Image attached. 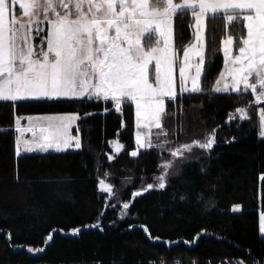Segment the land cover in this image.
I'll use <instances>...</instances> for the list:
<instances>
[{"label":"trees","instance_id":"trees-1","mask_svg":"<svg viewBox=\"0 0 264 264\" xmlns=\"http://www.w3.org/2000/svg\"><path fill=\"white\" fill-rule=\"evenodd\" d=\"M193 21L188 14L174 19L180 52L194 39ZM244 31H232L221 19L207 21L203 91L167 103L169 142L182 137L184 107L195 106L201 125L215 131L211 155L188 163L165 189L135 196L124 217L99 188V177L107 172L117 183L131 179L122 196L130 199L152 180L160 160L154 149L131 156L136 144L130 102L117 111L110 102L87 98L15 106L0 101V264H253V258L264 264V138L235 112L255 97L211 90L223 66L222 39ZM67 111L80 115L82 149L16 156L17 114ZM113 139L124 144L119 152ZM98 221L100 228L90 227ZM75 228L81 229L77 235L70 233ZM28 245L44 249L32 253Z\"/></svg>","mask_w":264,"mask_h":264},{"label":"snow or ice","instance_id":"snow-or-ice-1","mask_svg":"<svg viewBox=\"0 0 264 264\" xmlns=\"http://www.w3.org/2000/svg\"><path fill=\"white\" fill-rule=\"evenodd\" d=\"M17 9L22 15L16 14ZM185 14L194 20L195 42L182 50L181 57L173 26L174 18ZM216 19L232 31H245L239 36L226 32L223 70L211 90L250 91L255 104L264 103V0H0V101L15 106L22 101L103 99L112 101L117 111L130 102L135 106L137 129V150L131 156L136 157L139 149H164L169 144L163 124L168 115L166 99L174 101L178 88L179 94L203 91L207 21ZM235 112L240 119H249L247 107ZM78 118L77 114L29 116L22 126V118L16 116V156L22 151L82 149L81 137L71 131ZM258 126L264 138V107L259 108ZM152 128L159 130L155 143ZM25 133H31V138H25ZM113 143L119 152L123 145ZM215 144L212 133L204 142L196 140L169 151L171 157L184 159L194 146L211 150ZM173 167L174 160L164 163L157 182L143 191L165 189L168 169ZM259 179L264 181V174ZM99 184L104 192H113L111 184L104 180ZM129 207L123 204L125 210ZM90 227L100 228L99 221ZM71 231L77 235L81 229ZM259 231L264 234V211L259 215ZM253 264L260 262L253 258Z\"/></svg>","mask_w":264,"mask_h":264},{"label":"rangeland","instance_id":"rangeland-1","mask_svg":"<svg viewBox=\"0 0 264 264\" xmlns=\"http://www.w3.org/2000/svg\"><path fill=\"white\" fill-rule=\"evenodd\" d=\"M16 14L18 16L19 15H22V13L20 12L19 9H17V13ZM193 24H194V21H193ZM37 40H38V38H37ZM194 42H195V37H194V39H193V41L191 43H194ZM174 45H175V41H174ZM222 54H223V52H222ZM180 55L182 57V51L180 52ZM222 70H223V66H222L221 71ZM218 76H217V78H218ZM201 79H202V77H201ZM216 79H215V81H216ZM215 81H214V84H215ZM201 85H202V81H201ZM214 93H216V92H214ZM230 93H234V92H230ZM178 94H179V88H178ZM101 100H103V99H101ZM168 101L169 100L166 99V110H167V103H168ZM107 102H110L111 103V106L110 107H113L115 109L114 104H113L112 101H107ZM124 106H125V104H123L121 106V110H122V108ZM245 107L248 108V114H249V119L248 120L252 121L256 125V127L258 129V135H259V126H258V123H259V108L260 107H264V103H261V104H255V103H253V104L247 105ZM133 109H134V140H135V144H136L135 133H136L137 129L135 127V106L134 105H133ZM183 113H184L185 123H184V128H183V131H182V137H181V139L178 140V141H176V142H169V144L164 149H160V148H156V147L151 148V149H154V150L158 151L159 156H160V160H159V164H158V171L153 175L152 180L150 182H146L145 181L138 188L134 189L133 192H132V195H131V198L130 199H124L122 196H123V193L126 190V188L130 185V183H131L130 180L131 179H129V178H123L120 182L117 183L115 181L116 177L113 176V178H112L111 177V174H109L107 172H103L101 174V176L99 177V181L100 180H104L105 183L111 184L113 186V192L111 194L110 193H107V200L112 199L113 201L111 202V204H113L114 206L115 205H120V212H119V216L120 217H124V216L127 215L128 209L125 210L123 208V204L124 203H129L130 204L131 201L133 200V198L135 197L133 195L135 192L140 191L141 194H142V193L146 192V191H143V189L146 187L147 184H149V183L155 184L157 182L156 181V177L162 174L161 166L164 163H166L169 160H174V167L171 168V169H168V172H169V176L167 177V183H168L169 178L171 176H173L174 173L180 172L183 169V167L186 166L188 163H190V162H192L194 160H198V159H200L202 157H206V156L211 155V150L200 149L198 146H194L192 148V151L191 152H186L185 153V158L184 159H176V158L171 157L169 149L175 148V147H177V146H179L181 144H185V143L191 144V143H193V141H196V140H200L201 142H204L206 140V138H208L212 133L215 132L214 129H207V128H204L201 125L200 120H199V115H198V109L195 106H190V107L186 106V107H184ZM62 114H77L78 117H80V115L77 112H75V111H67V112H47V113H27V114H17L16 116H20L22 118L21 125L22 126H25L27 124V119L26 118L29 117V116L37 117V116L62 115ZM234 115H236V113ZM168 118L169 117L167 115L165 117L164 121H163L164 127L166 129H167V121H168ZM78 120H79V118H78ZM78 120L73 124V127H72V130L71 131H72V134L73 135H79L81 137L80 128L78 126ZM13 128L15 130V123H14ZM141 131L142 132H146L148 130L142 128ZM158 131L159 130L158 129H155V128H152L151 129V133L153 134L152 139H153V142L154 143L156 142L155 133H157ZM17 135H18V133L15 131V137ZM31 136H32L31 133H25V138H31ZM162 140H163V138L161 137V141ZM81 141H82V138H81ZM114 141H118L121 145L124 146V144L122 142H120L118 139H113L111 141V146L112 147H115V145L113 143ZM70 150H75V149H69L67 151H70ZM136 150H137V144H136L135 151ZM50 152H55V151L54 150H49V152H47V153H50ZM33 153H43V152H39V151H35V152H23L22 151L21 152V155H23V154H33ZM99 188H100V184H99ZM154 188H157V187H154ZM154 188H152V189H154ZM152 189H149V190H152ZM149 190H147V191H149ZM236 205H238V204H236ZM233 206H235V205H233ZM240 209H241V207L238 210H233V207H232V210L235 211V212L239 211ZM262 211H264V210H262ZM89 225L90 224H88L87 227ZM70 233H72V231ZM263 235L264 234H262V236ZM47 242H49V241L47 240ZM26 248L29 251V248H31V249H44V246H32V245H28V246H26ZM30 252H32V253H40V252H37V251H30Z\"/></svg>","mask_w":264,"mask_h":264},{"label":"crops","instance_id":"crops-1","mask_svg":"<svg viewBox=\"0 0 264 264\" xmlns=\"http://www.w3.org/2000/svg\"><path fill=\"white\" fill-rule=\"evenodd\" d=\"M261 234V233H260ZM262 235V234H261ZM263 237H264V235H263Z\"/></svg>","mask_w":264,"mask_h":264}]
</instances>
